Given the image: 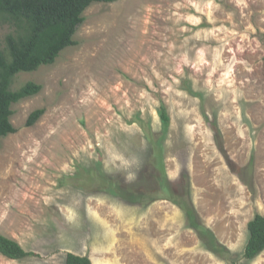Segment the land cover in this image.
Returning <instances> with one entry per match:
<instances>
[{"label":"rangeland","instance_id":"1","mask_svg":"<svg viewBox=\"0 0 264 264\" xmlns=\"http://www.w3.org/2000/svg\"><path fill=\"white\" fill-rule=\"evenodd\" d=\"M83 17L75 46L14 79L42 90L1 141L0 234L32 254L0 264H264L244 258L264 216V0H118Z\"/></svg>","mask_w":264,"mask_h":264},{"label":"trees","instance_id":"2","mask_svg":"<svg viewBox=\"0 0 264 264\" xmlns=\"http://www.w3.org/2000/svg\"><path fill=\"white\" fill-rule=\"evenodd\" d=\"M118 0H0V27L10 31L0 42V148L1 141L17 132L11 123L12 106L23 99L39 94L42 86L27 82L13 90L14 79L21 73H32L41 66L53 64L61 52L77 42L74 35L83 23V13L94 3H114ZM44 114V109L32 112L26 126L32 127ZM162 125L170 124L164 104H160ZM220 134L217 132V136ZM160 143L156 141L153 146ZM157 159V157L155 156ZM174 201L178 204L177 201ZM180 204V203H179ZM184 209V206H182ZM187 215L193 216L189 207ZM248 240L244 258L255 260L264 252V216L256 214L248 223ZM210 251H218L216 243L206 244ZM0 253L13 260H21L32 253L26 252L16 241L0 234ZM65 264H92L88 256L68 253Z\"/></svg>","mask_w":264,"mask_h":264}]
</instances>
